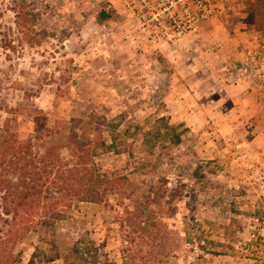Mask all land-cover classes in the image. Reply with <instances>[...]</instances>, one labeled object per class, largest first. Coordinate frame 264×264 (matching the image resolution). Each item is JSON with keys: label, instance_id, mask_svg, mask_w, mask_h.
Segmentation results:
<instances>
[{"label": "rangeland", "instance_id": "374dc122", "mask_svg": "<svg viewBox=\"0 0 264 264\" xmlns=\"http://www.w3.org/2000/svg\"><path fill=\"white\" fill-rule=\"evenodd\" d=\"M175 1L180 26L169 8L167 22H145L134 0H0V255H22L7 264L52 242L60 259L38 264H67L77 241L104 264L264 255V237L248 247L253 217H264V81L255 118L228 119L240 90L221 87L255 78L254 56L221 48L241 49L243 26L264 34V0ZM24 145L43 187L32 213L14 201ZM69 181L101 201L65 206Z\"/></svg>", "mask_w": 264, "mask_h": 264}, {"label": "trees", "instance_id": "16d2710c", "mask_svg": "<svg viewBox=\"0 0 264 264\" xmlns=\"http://www.w3.org/2000/svg\"><path fill=\"white\" fill-rule=\"evenodd\" d=\"M136 2V6L138 9L146 16L145 22L150 21L153 17V20L149 24L159 25L169 20L168 22L170 25H181L184 24L186 21L180 18V13L176 10L180 3L174 4L175 0H134ZM134 3V2H133ZM199 4V3H198ZM186 6L183 9H186ZM166 8H169L166 12L167 15H170V12L173 10V14L167 20L160 17V13L163 12ZM188 9H192L189 7ZM188 12V10H187ZM159 14V16H155ZM106 13H103V16H106ZM143 16V15H142ZM156 18V19H155ZM181 136L177 135L174 143L179 144L181 142ZM22 149L19 150V154L21 155H13L12 165H16L19 167H23L25 173L22 175L21 180L17 184V192L14 195V201H16V205L20 208L24 206H29V212H33V208L35 205V199L40 200L43 194V187L36 181L34 172L27 167L29 165L27 156L23 154L24 151L27 152V145L20 146ZM63 191L60 196V200L65 201V206H70V204L75 200L79 199L82 201H91V202H98L101 201V197H99V193H97L95 187L93 185L87 186L83 182H73L69 181L65 186L60 189ZM30 200V204L27 202ZM57 204V200H56ZM20 216V213H17ZM25 214V213H24ZM61 212H57L50 216L41 217L43 224L47 227H53L55 224V220L59 219L62 215ZM30 218L33 217L32 214L29 215ZM31 221V219H30ZM36 223L34 221L30 222V226H34ZM44 226V225H43ZM51 251L46 253L41 247L37 246L35 251L31 255L30 260L27 264H38L40 263L43 258H45L46 262H53L55 260L60 259V251L58 246L52 242L51 243ZM5 257L0 255V264H7L10 257H13V262H21L22 255L18 253L16 256L12 255ZM108 261V260H107ZM65 262L67 264H104L100 261L99 250L98 247L93 246L91 244L88 245L87 242L77 241L69 255L65 257ZM76 262V263H75ZM106 264H116L113 261H108Z\"/></svg>", "mask_w": 264, "mask_h": 264}, {"label": "crops", "instance_id": "0c3cea01", "mask_svg": "<svg viewBox=\"0 0 264 264\" xmlns=\"http://www.w3.org/2000/svg\"><path fill=\"white\" fill-rule=\"evenodd\" d=\"M243 29H245V26L242 27L241 29L242 31L237 33L238 35L236 36V39H238V43L240 40L241 42L242 41L247 42L246 44H243L241 49L236 47L235 48L236 52H231L229 44H226L225 46L221 48V50L222 51L225 50L224 54H226V56H228L230 53L236 54L237 56L239 55L242 58H245L247 54H251L252 56H254L253 60L255 64L252 63L250 70L252 69V72H256L255 73L256 75L254 76L255 78L253 79L251 78L253 80L252 83H250L247 80H244L243 77L241 76V79L238 80L237 82H234L232 84L230 83L228 84L224 82L221 84L222 85L221 87L225 89L229 88L230 90L231 88H234V89L240 90L239 91L240 94L236 96L237 97L236 100H233V101L235 103L242 104L241 111L237 110L227 115L228 119H240V118H245V117L248 118L250 116H252V118H255L256 115L259 116L260 114L259 108L255 106L263 103V100H262L263 98L260 95V88L262 87L261 82L264 81V64H260V62L258 61V57L260 56L264 59V56L262 54L264 51V34L254 29L252 31H250V29H245V30ZM248 87L252 88L251 92L247 91ZM242 90H245L244 92H247V93L244 94L243 92L242 94ZM247 105H252V106L251 108H248ZM249 109L251 110L248 111ZM225 118L226 117L221 116V119H225Z\"/></svg>", "mask_w": 264, "mask_h": 264}, {"label": "built area", "instance_id": "2783aa9c", "mask_svg": "<svg viewBox=\"0 0 264 264\" xmlns=\"http://www.w3.org/2000/svg\"><path fill=\"white\" fill-rule=\"evenodd\" d=\"M202 5V3H199ZM258 61L260 64H264V59L262 57H258ZM261 197L264 199V181L260 187ZM264 237V217L260 218L258 216H254L252 222L249 226V239H248V247H254V244H258L262 238ZM254 256V255H251ZM249 264H264V255H255L254 257L247 258Z\"/></svg>", "mask_w": 264, "mask_h": 264}]
</instances>
